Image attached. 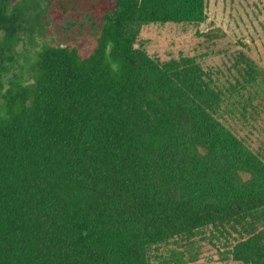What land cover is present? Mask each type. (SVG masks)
I'll list each match as a JSON object with an SVG mask.
<instances>
[{"label": "trees", "instance_id": "obj_1", "mask_svg": "<svg viewBox=\"0 0 264 264\" xmlns=\"http://www.w3.org/2000/svg\"><path fill=\"white\" fill-rule=\"evenodd\" d=\"M204 2L60 0L75 19L5 80L3 63L0 264H149L202 230L264 264V150L224 117L258 109L230 98L264 94V70L224 89L193 58L135 46L145 24L202 23Z\"/></svg>", "mask_w": 264, "mask_h": 264}, {"label": "rangeland", "instance_id": "obj_2", "mask_svg": "<svg viewBox=\"0 0 264 264\" xmlns=\"http://www.w3.org/2000/svg\"><path fill=\"white\" fill-rule=\"evenodd\" d=\"M113 2L114 0H108ZM206 15L202 23L151 22L141 27L135 46L143 48L159 61L193 58L217 86L237 84L249 64L264 70V0H205ZM68 23V17L61 24ZM51 30V29H49ZM56 30L45 32L43 41L54 39ZM259 84L250 92L241 90L243 105L246 95L253 98L257 110L236 105L225 112L234 134L253 149L264 150V94H256ZM236 104V101H234ZM260 110V112H259ZM257 113H256V112ZM227 248L212 245L204 230L182 236L153 249L149 264H242L232 260ZM195 256V257H194ZM193 257V259H190Z\"/></svg>", "mask_w": 264, "mask_h": 264}, {"label": "flooded vegetation", "instance_id": "obj_3", "mask_svg": "<svg viewBox=\"0 0 264 264\" xmlns=\"http://www.w3.org/2000/svg\"><path fill=\"white\" fill-rule=\"evenodd\" d=\"M59 1L0 0V67L9 65V74L1 75V79L11 75L26 54L36 52L45 32L56 30L58 34L62 18L68 17L66 26L75 19V9L62 11ZM13 54L16 61L10 57Z\"/></svg>", "mask_w": 264, "mask_h": 264}]
</instances>
